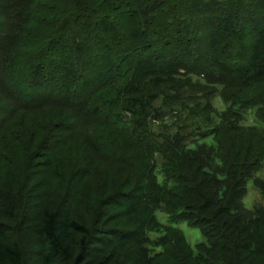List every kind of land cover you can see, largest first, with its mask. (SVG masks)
<instances>
[{
    "label": "trees",
    "instance_id": "trees-1",
    "mask_svg": "<svg viewBox=\"0 0 264 264\" xmlns=\"http://www.w3.org/2000/svg\"><path fill=\"white\" fill-rule=\"evenodd\" d=\"M193 75L223 86L226 103L233 104L212 135L243 131L241 112L252 108L264 123V0H0V89L12 102L3 108L0 127L21 113L61 107L69 114L59 122L65 144L77 130H122L132 148L125 161L138 165L127 174L132 189L120 197L132 200L131 213L156 216L163 206L201 229L212 247L232 252L243 229L234 221L222 226L219 218L243 203L264 145H253L255 156L252 146L232 153L227 147L223 155L206 146L193 150L181 134L160 142L151 122L161 110L153 104L161 96L183 99L177 86L194 88ZM157 156L164 161L163 183ZM0 207V264H23L12 223L18 205L6 199ZM42 213L43 264H111L81 253L92 237L86 225L50 207ZM158 222L147 230L163 232Z\"/></svg>",
    "mask_w": 264,
    "mask_h": 264
},
{
    "label": "rangeland",
    "instance_id": "rangeland-1",
    "mask_svg": "<svg viewBox=\"0 0 264 264\" xmlns=\"http://www.w3.org/2000/svg\"><path fill=\"white\" fill-rule=\"evenodd\" d=\"M178 81L186 85L182 78ZM191 82L194 88L177 86L183 90V99L168 102L161 96L154 102V108L161 110L160 118L151 122L158 140L181 134L184 145L193 150L206 146L223 155L227 147L232 153L246 152L252 146L256 156L253 145H264L260 139L264 138V123L257 119L256 109L241 112L238 126L243 131L222 130L212 135L223 123L221 114L233 104L226 103L223 86L210 85L198 75L191 76ZM8 100L0 89V121L3 108L12 103ZM205 108L211 110L203 111ZM62 109L21 113L0 127V206L6 199L18 205L12 223L24 253L23 264H43L45 248L37 228L45 207L68 213L91 230L92 237L81 252L88 260L107 259L111 264H264V189L259 185L264 182V154L246 184V196L238 211L219 218L222 226L235 222L236 228L243 229L240 243H234L235 251H224L212 247L201 229L178 221L163 206L156 216L152 211L131 213L132 200L120 197L132 189L133 182H126L127 174L135 172L138 165L130 168L132 162L125 161L132 156L126 155L132 148L125 145L122 130L113 126L94 128L90 133L77 130L65 144L61 139L67 132L59 122L69 114ZM254 127L258 133L250 130ZM156 162L158 180L163 183V157L157 156ZM223 164L216 161L218 167ZM132 180L135 182L134 176ZM156 222L166 227L163 232L147 230ZM233 230L229 228L231 234ZM76 237L78 242L82 238ZM80 251L77 246L75 256Z\"/></svg>",
    "mask_w": 264,
    "mask_h": 264
}]
</instances>
